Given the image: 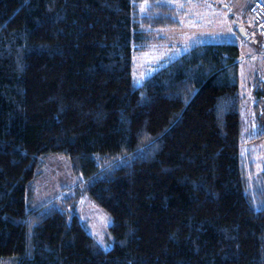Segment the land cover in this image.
I'll list each match as a JSON object with an SVG mask.
<instances>
[{
    "label": "trees",
    "instance_id": "obj_1",
    "mask_svg": "<svg viewBox=\"0 0 264 264\" xmlns=\"http://www.w3.org/2000/svg\"><path fill=\"white\" fill-rule=\"evenodd\" d=\"M182 14L157 0H0V262L264 264V171L258 185L239 152L264 144V84L241 141L238 45L197 44L133 84L141 29ZM49 155L84 185L31 210ZM83 192L112 219L109 249L78 218Z\"/></svg>",
    "mask_w": 264,
    "mask_h": 264
},
{
    "label": "rangeland",
    "instance_id": "obj_2",
    "mask_svg": "<svg viewBox=\"0 0 264 264\" xmlns=\"http://www.w3.org/2000/svg\"><path fill=\"white\" fill-rule=\"evenodd\" d=\"M157 1H167L178 6L183 14L179 26L157 28L146 25L141 29L146 43L142 48L135 47L133 50V84L141 85L163 66L197 44H237L240 50L239 90L242 96L241 141L250 138L255 131V118L252 116L249 84L253 82L254 73L259 78L264 77V38L258 32L254 16L245 9L251 0ZM151 5L142 1L138 7L140 14H146ZM239 152L243 160L251 159L255 162V182L262 185L259 170L264 167V145L242 142ZM36 171L35 180L28 189L31 210H42L47 204H57L61 199L68 198L73 190H78L79 185L81 188L84 185L81 176L73 173L69 160L61 155L42 158ZM76 204L78 218L88 233L102 249H109L112 243L109 232L112 223L110 215L84 192Z\"/></svg>",
    "mask_w": 264,
    "mask_h": 264
},
{
    "label": "built area",
    "instance_id": "obj_3",
    "mask_svg": "<svg viewBox=\"0 0 264 264\" xmlns=\"http://www.w3.org/2000/svg\"><path fill=\"white\" fill-rule=\"evenodd\" d=\"M251 11L256 15L257 27L264 36V0H253Z\"/></svg>",
    "mask_w": 264,
    "mask_h": 264
},
{
    "label": "crops",
    "instance_id": "obj_4",
    "mask_svg": "<svg viewBox=\"0 0 264 264\" xmlns=\"http://www.w3.org/2000/svg\"><path fill=\"white\" fill-rule=\"evenodd\" d=\"M248 46H249V45H248ZM249 47H250V46H249ZM255 77H259L257 73H254V74H253V80H252L253 82L249 84V89H250V91H251V98H252V87H253V85H254L253 83H254ZM259 80L262 82V84H264V77L259 78ZM251 84H252V85H251ZM253 101H254V100H251V103H253ZM255 125H256V122H255ZM262 145H264V144H262ZM262 171H264V169L259 170V173L262 172Z\"/></svg>",
    "mask_w": 264,
    "mask_h": 264
},
{
    "label": "bare ground",
    "instance_id": "obj_5",
    "mask_svg": "<svg viewBox=\"0 0 264 264\" xmlns=\"http://www.w3.org/2000/svg\"><path fill=\"white\" fill-rule=\"evenodd\" d=\"M251 6H252V4H251V1H250V4H249V12H250L251 15L254 16L255 21H256V15L251 11ZM256 26H257V22H256ZM257 29H258V27H257ZM258 32H259V30H258ZM259 34H260V32H259ZM260 36H261L262 38H264V36H262L261 34H260Z\"/></svg>",
    "mask_w": 264,
    "mask_h": 264
},
{
    "label": "water",
    "instance_id": "obj_6",
    "mask_svg": "<svg viewBox=\"0 0 264 264\" xmlns=\"http://www.w3.org/2000/svg\"><path fill=\"white\" fill-rule=\"evenodd\" d=\"M241 32H243L242 29H241Z\"/></svg>",
    "mask_w": 264,
    "mask_h": 264
}]
</instances>
